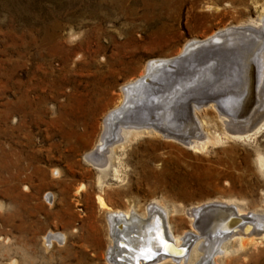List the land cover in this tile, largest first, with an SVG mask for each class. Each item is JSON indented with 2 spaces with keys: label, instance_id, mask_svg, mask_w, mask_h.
I'll return each instance as SVG.
<instances>
[{
  "label": "rangeland",
  "instance_id": "1",
  "mask_svg": "<svg viewBox=\"0 0 264 264\" xmlns=\"http://www.w3.org/2000/svg\"><path fill=\"white\" fill-rule=\"evenodd\" d=\"M263 20L264 0H0V264H114L116 210L162 219L173 245L175 237H190L183 259L155 264H196L205 241L195 224L198 209L207 222L227 210L242 220L264 217V168L257 163L264 129L235 139L241 134L209 101L196 117L201 134H217L219 141L194 151L149 125L116 129L109 120L116 108H134L123 86L150 64L158 71L137 108L161 112L170 97L190 88L239 86L250 42L237 32ZM222 31L217 42L202 43ZM189 43L190 58L161 72ZM263 81L258 76L250 99L233 88L223 110L245 111ZM180 97L173 112L186 122ZM124 129L137 135L125 140ZM105 157L118 165V176L111 168L102 172ZM246 224L232 227L236 234L208 259L264 264V241L238 245Z\"/></svg>",
  "mask_w": 264,
  "mask_h": 264
},
{
  "label": "bare ground",
  "instance_id": "2",
  "mask_svg": "<svg viewBox=\"0 0 264 264\" xmlns=\"http://www.w3.org/2000/svg\"><path fill=\"white\" fill-rule=\"evenodd\" d=\"M262 24L264 25V20L262 21ZM259 25L260 24H257L255 26H259ZM223 32L224 31L215 34L214 36L210 38V40L208 39L202 43L204 44V43H213L215 41L217 42L219 39L222 38V36L226 35V33H223ZM237 33L242 35L241 37L243 38L244 36L243 31L242 32L238 31ZM212 38L215 40L214 41L211 40ZM191 44L192 43H189L187 45V48L185 47L186 49L183 50V52L179 54L180 56H178L179 58L177 60L169 61L168 65H165L164 68L161 69L160 71L163 73H167V74L171 73L169 71L173 70L175 68V65H179L181 61H184L187 58H190V54L192 51L189 49L192 48L190 47ZM147 69L148 71L145 75L123 86L124 91H126V95H128V102H130L129 99H131V103H134L135 106L134 108L133 107L129 108L127 106L125 107V104L127 103H124V105L122 106L125 108L123 109H121L122 107L116 108V110L113 111L109 115V120L113 121L114 127H116L117 129L120 125L122 127H130L135 124L149 125L168 138H174L180 135L189 134V136L192 139L188 141L187 146L191 145L190 149L194 151L204 150L205 148H207V145L209 143L218 142L219 136L217 134L209 133V132L206 133L207 131L205 132L206 134H203V133L201 134L204 128L199 126L200 124L196 117L198 109H201L202 107L198 104V102H196L198 96L200 95L201 99L204 100L208 96L211 95L210 93L201 92L199 90H196L197 88L193 87L187 90L185 93L179 92L177 94L178 98L180 97V95H183V97H180L181 100L183 98L182 114H183V117L185 118L187 117V120L189 118V120L186 122L185 121L178 122V120L176 119L175 113L173 112V110L176 113L178 112L176 104H178L179 99L176 96L170 97V100L167 101L166 104H164L163 110L161 112L160 111L156 112L155 110H151L150 107L149 109L148 108L144 109V107L137 108L136 104L141 103L142 97L145 94L146 95L149 94V92L151 91L149 90V85L148 86L146 85L147 82L151 80L149 78L152 76L151 73L158 71V68L155 65L153 66V64H150ZM258 76L259 77L262 76L264 78V54L262 55L258 63ZM256 82H258V80ZM261 84L262 85L260 86V89L257 92H254L253 99L251 102H249L250 107L246 108V110L243 111L242 113L233 114V113L224 111L223 108H217L215 104H210L212 106H215L219 111L221 112L223 111L227 115L228 119L230 120L229 122V125H231L230 128L235 127L234 131L241 134V135L236 134L237 136H234L235 139H239V140L251 139L253 135L258 134L261 130L264 129V81ZM195 96L197 97L195 98ZM214 97H217V95L214 94ZM191 101L193 102L191 104H188ZM170 107L174 109L171 110L169 109ZM107 120H108V116L106 118V122ZM177 123L178 124L182 123V126L181 127L178 126ZM121 133L123 134V138L125 140H128L130 137H135L137 135L136 131H133L130 129H124L121 131ZM200 137H202L201 138L203 139L202 141H199ZM102 145L103 144H100V148H103L104 145L103 146ZM90 157L91 155L88 156V158ZM257 163L259 167L264 168V157L262 155L258 156ZM103 164L106 165V167L101 169L102 172H105L108 168H111V171L114 176L119 175L120 170L118 169V165L115 164V166H113L110 157H105ZM99 183H101V178H99ZM98 202L100 206L105 207V203H104L105 201H103L101 196L99 195H98ZM203 212H204V208L198 209L196 213L198 218H195L196 227L197 228L199 226L201 227V230L198 228L200 231V237H205V241L201 244V250L203 251V254L200 255V258L198 259L199 261L196 264H218L217 260L212 262V260L210 261L208 259L209 254L214 253V250L216 249L218 244L223 239H225L228 235L236 234L235 233L236 231L233 232L230 229L232 227L240 226L241 221L242 223L243 222L247 223L244 231H238L237 233L238 234L237 241L241 249L244 248V246L246 245H253L256 247L258 243V239L264 241V217L260 215L251 214L243 218L242 220L239 214L236 215L235 212L233 213L231 210H227V212L224 213L225 215L224 218H206L208 219V222H207L203 218H199V216L201 217V214H203ZM132 214H129L127 211L122 212L120 210H116L114 212V216H113L114 218L112 219V221H113V224L115 223V221L117 222L116 225L118 226L116 227L118 228H115L114 225L112 227L113 230H115L117 233V236H114V238L117 241L115 243V246L112 245L113 248H111V251H110V260L112 263L114 264H155L157 262H160L162 259H163V262L166 261V258L168 257H171L172 259H175V260L176 259L178 260L179 258L183 257V256H180L179 254L183 253V249L186 248L187 242L189 241L190 237L185 236L183 240H181L182 244H181V241L177 237H175L174 239L175 245H173L169 242V240L167 241V239H165V231L163 230L164 222L162 219L160 218H156V219L154 218L153 219L152 218H148V219L133 218ZM234 218H238V219H234ZM202 222H204V227H203ZM206 225L207 226L211 225L210 226L211 228L209 227V229H212V230H210V233L206 231L204 234H202V232H204V230L207 228ZM136 229L140 230L142 234V238H144V240L140 238L139 236L140 233L138 234ZM148 230L149 231L151 230V232H149ZM257 234L261 235V237H256ZM156 237L157 239L160 240L158 244L159 246L157 249H153V245L155 244V242L153 243V241L157 240ZM154 247H157V246L154 245ZM125 251L128 253L125 256L120 254V252L123 253ZM141 251H144V252H141Z\"/></svg>",
  "mask_w": 264,
  "mask_h": 264
},
{
  "label": "water",
  "instance_id": "3",
  "mask_svg": "<svg viewBox=\"0 0 264 264\" xmlns=\"http://www.w3.org/2000/svg\"><path fill=\"white\" fill-rule=\"evenodd\" d=\"M240 27H241V29H244L243 30V33H244L243 38L246 40V42H250L249 43L250 45L248 47V52L244 58V60H245L244 64L242 66H240V71H242V73L245 72L247 74L246 78L243 75L242 76L243 79H242L241 74H239L240 75V77H239L240 85L239 86H235V84H232V85L227 84V85L223 86L222 84L217 83L216 85L213 84L212 86L205 88L204 92H207L210 90L211 95L208 96L204 100L201 99L200 95L199 96L197 95L198 98H197L196 102H198V104L200 106L207 104L209 101H213L215 106H217V108H224V107L228 106V104L230 103L229 101L232 99L233 88H234V92H240L241 93V91H239V89H241L243 95H245V93H247L246 95H247V97H249V99H250L251 91H253V90L255 91V83L258 80V63H259L262 55L264 54V25L261 22V24L259 26H255L254 24L249 23V24L241 25ZM251 34H253V35H251ZM240 36H242V35H240ZM213 40H215V39H213ZM235 70H236V68H235ZM233 77H236V76L232 75V78ZM248 79H249V81H246ZM242 82H243V84H244V82L246 84L241 85ZM251 88H253V89H251ZM223 91L226 94V96L224 98L222 97V95H220V93L222 94ZM252 93H254V92H252ZM214 94H216L217 97H214ZM228 94H230V96H228ZM197 96H195V98ZM244 98H245V96L242 98V102H243ZM213 99H215V100H213ZM192 102L193 101L189 102L188 104H191ZM227 102H229V103H227ZM249 107H250V105L248 104L245 106V109L249 108ZM174 139L179 140L180 142H182L185 145H188V141H190L192 138L189 136V134H187V135L184 134V135H180L178 137H174ZM234 219H238V218H234Z\"/></svg>",
  "mask_w": 264,
  "mask_h": 264
}]
</instances>
